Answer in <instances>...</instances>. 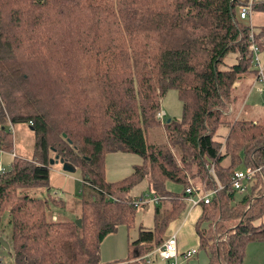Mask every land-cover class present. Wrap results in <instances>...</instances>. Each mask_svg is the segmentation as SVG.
<instances>
[{"label":"trees","instance_id":"obj_1","mask_svg":"<svg viewBox=\"0 0 264 264\" xmlns=\"http://www.w3.org/2000/svg\"><path fill=\"white\" fill-rule=\"evenodd\" d=\"M240 1L0 0V150L13 152L12 124L25 122L33 133L31 156L13 153L0 172V235L7 227L14 264H100L101 239L118 224L130 226L145 204L122 195L144 176L153 192L171 198L170 210L127 243L126 264H149L146 252L188 207L184 188L194 175L204 183L197 191L215 188L197 203L193 223L204 264H241L244 243L264 240V219L252 222L264 215V168L239 198L229 181L238 161L264 163V120H225L222 111L236 98L238 75L261 80L247 49L250 24L236 15ZM252 8L264 10V2ZM262 33L252 30L258 49ZM227 51L235 60L220 67ZM169 88L182 114L161 123L155 112ZM223 122L221 150L213 133ZM153 127L164 142L148 140ZM110 150L142 159L125 177L106 181ZM51 154L78 168L79 225L55 212L62 200L25 191L47 186ZM210 163L220 188L207 174ZM166 181L181 192L166 191Z\"/></svg>","mask_w":264,"mask_h":264},{"label":"rangeland","instance_id":"obj_2","mask_svg":"<svg viewBox=\"0 0 264 264\" xmlns=\"http://www.w3.org/2000/svg\"><path fill=\"white\" fill-rule=\"evenodd\" d=\"M241 21L245 24H251V29L253 31H258L259 29H261V27H264V10H253L249 19L247 17L245 19H241ZM257 52L258 58L261 59V57L264 55V48H262L261 50L258 49ZM234 60L235 52L227 51L224 56V64L221 63L220 67H226L228 64L233 63ZM260 77L261 80L256 84V86L260 88H257V90L254 85L251 84L249 88L243 89L242 87L239 91V89H236V87H234L236 81L233 83L232 87L235 90L234 94L236 95V98L232 99L230 103H226V105L222 107V111L225 114V120H235L236 118L246 119L250 121L255 120L259 122L264 120L263 72L261 73ZM240 92L242 94H240ZM160 98L159 110H162L165 113L163 120H160V122L162 123L166 118L170 117H173L176 120H180L182 114V104L181 100L177 97L176 90L173 88H169ZM8 127L9 125H7V128ZM10 127L12 132L11 146L13 147V152L9 153L4 150H0V161L4 169H7L9 167L12 153L22 158H29L31 156L33 148V133L29 130L27 123H14ZM227 129V124L223 122L213 133V138L221 143H224V136L226 135ZM148 140L157 143L164 142L163 131L157 127H153L148 131ZM223 143L220 146L221 150L223 149ZM171 149L173 148L171 147ZM52 156L53 155L51 154L49 157ZM141 159L142 157L139 154L137 155L136 153L127 151L123 152L119 150H110V152L104 153L103 171L105 180L111 182L125 177V175H128L132 171V165L139 164L141 162ZM224 162H226V159L224 160ZM49 165V177L47 186L42 185L36 188L28 187L29 189H26L25 191L29 192L30 194L36 195H44L46 193H49L54 198L62 200L64 203L62 209L59 208L60 205H55V209H57V211L55 210V212H59L58 214L62 216L60 217L61 219H75V217L78 216L80 212L81 204L83 202V199L79 196V191L82 186L79 180L78 168L63 171L59 162H53V164ZM234 167L242 168L244 167V164L240 160L237 164L234 165ZM165 183L166 191L169 190L175 193L181 192V185L172 183L170 181H166ZM202 184L204 183L198 177V175L190 177L189 186L196 188L201 187ZM122 195L125 197L130 196L136 199L142 197L144 200H146V202H144L145 204H140V206L135 208L133 222L130 226L125 227L122 224H118L115 227L116 229L115 231H113V233H109L101 239L99 245V257L101 264H126L127 260L125 258L129 254V250L127 251V243L131 242L138 236V232L141 228H153L152 225L155 217L157 220H159L170 210L171 198L167 196H160V192H153L150 180L147 176L141 178L125 194ZM154 195L156 199L150 200ZM236 195L237 198L241 196L240 193ZM85 198L87 200L91 199V195L89 194L88 197L85 196ZM118 198L122 199V197ZM195 209L199 210L198 204L195 206ZM186 212L187 211L185 207L174 225L182 221ZM197 216L195 218L193 217L191 220L188 217L181 223L182 226L175 231L176 239L190 238L191 240H193V223L196 220ZM4 217L5 215L3 214V218ZM263 219L264 215L254 218V220H252L253 225L260 223ZM174 225L167 228L164 236L170 233V230L175 228ZM7 231V227L4 226V234L0 235L5 242H7L8 239V237L6 238L8 234ZM221 231V229L215 230L214 236H216ZM131 250L135 251L136 248L134 246H131ZM243 251L244 253L241 264H264V240L245 242ZM148 252L150 254H153L151 251ZM196 253V255L187 258L184 262H180L182 260L179 259L178 264H204L207 260L206 253H204L202 249H197ZM140 256H142V254ZM149 257L151 258L153 256L150 255ZM134 261L135 260L131 262ZM0 264H14V260L12 259L11 254V247L6 248L0 244ZM149 264H164V261L156 257V259L153 258V261Z\"/></svg>","mask_w":264,"mask_h":264},{"label":"built area","instance_id":"obj_3","mask_svg":"<svg viewBox=\"0 0 264 264\" xmlns=\"http://www.w3.org/2000/svg\"><path fill=\"white\" fill-rule=\"evenodd\" d=\"M256 2V0H242L239 2V4L236 6V15L237 18L240 19H245L249 18L251 13H252V6ZM248 38H250L248 42L247 49L249 52H251L252 59L255 62V64L259 67L258 73L261 76V73L263 72L262 66L259 65V58H258V47L255 41L253 40L252 36V29L250 26V30L248 33ZM156 118L159 120H163L165 113L162 110H157L156 112ZM11 128L9 127V130ZM13 154V153H12ZM205 167H207V174L212 177V179L216 183V188H220L221 184L219 181H217L214 173V168L212 167V164H205ZM262 168H264V163L262 164H255V165H250V166H244L242 168H235L232 170L229 176V181L231 187L237 191L238 193L245 192L248 187V183L250 179L253 177L255 172H259ZM4 168L2 166V163L0 161V172L3 171ZM215 190L213 189H208L204 190L202 192L197 191V187H192V186H186L184 188V199L188 203V207L186 208V211L189 207L197 205L199 201L207 202L209 200V195ZM156 199L155 195L152 196L150 200ZM146 202L142 197L139 199L134 200L133 204L138 205L140 203ZM153 254H150L149 252L146 253V262L150 263L153 261V258L156 259L158 257L159 259L165 261V264H178V259L180 258L181 260H185L187 258L192 257L196 253V248L191 247V248H186L183 251H178L177 250V243L175 240V235L171 233L169 236L164 238V241L157 245L155 249L151 250ZM153 257H149L150 255Z\"/></svg>","mask_w":264,"mask_h":264},{"label":"crops","instance_id":"obj_4","mask_svg":"<svg viewBox=\"0 0 264 264\" xmlns=\"http://www.w3.org/2000/svg\"><path fill=\"white\" fill-rule=\"evenodd\" d=\"M260 2H264V0H256V3H260ZM254 9L252 8V11H253ZM250 18V17H249ZM248 18V19H249ZM250 22H251V19H250ZM250 26H251V24H250ZM264 27H261V29H263ZM261 29H259L258 31H260ZM259 40H260V42H261V47H260V49L259 50H261L262 48H264V33H262L261 34V36L259 37ZM259 64H260V66H262V68H264V55L261 57V59H259ZM253 75V76H252ZM255 76H256V74H254V73H251V72H249V73H243V74H240V75H238V77H237V79L235 80L236 82H235V84H234V87H236V89H239V91L241 90V88L243 87V89H245V88H249V86L251 85V84H253L254 85V87L256 88V90H257V88H260V87H257L256 86V84H257V82H259L260 80H258L257 78H255ZM254 78H255V80H254ZM240 94H242L241 92H240ZM195 206L196 205H194V206H191V207H189L188 209H187V212H186V214L184 215V217H183V219H182V221L181 222H179V223H177L176 225H174V223L178 220V218L177 219H175V220H173V221H171L168 225H167V228H169V226H175V228H173L172 230H170V233H168L167 235H165L164 236V238L165 237H167V236H169L171 233H173L174 235H175V240H176V243H177V250L178 251H183L184 249H186V248H191V247H194V248H196V246H197V243H198V239H196V236H195V233H194V237L192 238L193 240H191L190 238H187V239H176V233H175V231L177 230V229H179L181 226H182V222L183 221H185V219L186 218H190V220L194 217H196L198 214H200V207H199V210L197 209H195ZM187 213H189V214H187ZM199 216V215H198ZM197 216V217H198ZM197 219V218H196ZM184 227V226H183ZM167 228L165 229V231H164V233L166 232V230H167ZM194 231V230H193ZM156 248V247H155ZM154 248V249H155ZM153 250V249H152ZM151 251V250H150ZM180 259V258H179ZM179 259H178V263H179ZM186 260V259H185ZM185 260H182V261H180V262H184ZM100 264H101V262H100ZM164 264H165V261H164Z\"/></svg>","mask_w":264,"mask_h":264},{"label":"water","instance_id":"obj_5","mask_svg":"<svg viewBox=\"0 0 264 264\" xmlns=\"http://www.w3.org/2000/svg\"><path fill=\"white\" fill-rule=\"evenodd\" d=\"M169 118H166V121H168ZM62 136H65L64 133H62ZM49 164H53V162H59L61 164V169L63 171H68V170H73L75 169L74 166L70 163V162H67L65 159L61 158V157H58L57 154H53L52 157H49ZM75 223L77 225L80 224V221L79 219H75ZM0 244L6 248H8L9 246L7 245V242H5L2 238V236H0Z\"/></svg>","mask_w":264,"mask_h":264}]
</instances>
